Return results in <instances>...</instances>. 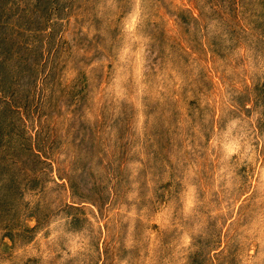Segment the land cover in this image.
Returning <instances> with one entry per match:
<instances>
[{
    "label": "rangeland",
    "instance_id": "rangeland-1",
    "mask_svg": "<svg viewBox=\"0 0 264 264\" xmlns=\"http://www.w3.org/2000/svg\"><path fill=\"white\" fill-rule=\"evenodd\" d=\"M0 264H264V0H0Z\"/></svg>",
    "mask_w": 264,
    "mask_h": 264
}]
</instances>
